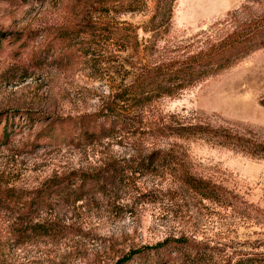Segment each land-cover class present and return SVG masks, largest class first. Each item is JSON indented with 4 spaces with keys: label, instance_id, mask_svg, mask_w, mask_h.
<instances>
[{
    "label": "rangeland",
    "instance_id": "374dc122",
    "mask_svg": "<svg viewBox=\"0 0 264 264\" xmlns=\"http://www.w3.org/2000/svg\"><path fill=\"white\" fill-rule=\"evenodd\" d=\"M145 1L146 9L126 11L110 0H0V113L36 116L0 145V188L28 191L71 170L104 167L117 174L105 191L60 200L35 216L33 222L52 221L54 230L29 234L24 243L8 239L2 246L7 227L21 218L16 204L0 209V264H114L179 236L223 249L209 264H224L240 243L264 242L262 217L240 204L200 201L178 185L175 164L139 165L149 152L166 150L191 173L264 212V158L187 133L207 126L264 142V44L144 107L133 133L79 147L31 145L45 116L96 110L140 66L184 57L264 17V0H176L168 23L144 31L153 7ZM127 26L137 29V48L118 37Z\"/></svg>",
    "mask_w": 264,
    "mask_h": 264
},
{
    "label": "trees",
    "instance_id": "16d2710c",
    "mask_svg": "<svg viewBox=\"0 0 264 264\" xmlns=\"http://www.w3.org/2000/svg\"><path fill=\"white\" fill-rule=\"evenodd\" d=\"M176 0H152V12L144 31H154L158 23H168ZM123 10H144L145 0H110ZM61 33V32H60ZM68 32L62 30V34ZM118 37L128 41L132 48L138 46L137 29L131 26L120 29ZM264 44V17L243 29L234 30L224 37L184 57L170 58L151 65L140 66L129 81L107 96L93 111L77 115L44 117L46 125L35 135L33 147L53 146L65 143L79 147L100 142L107 138L126 136L133 131L140 110L163 97H174L204 78L228 68L238 58L256 46ZM36 116L29 111L0 113L3 121L0 145L9 143L11 134L29 129ZM212 140L213 144L228 146L246 155L264 158V142L230 134L207 126L187 129ZM157 164H175L174 174L178 185L200 201L221 205L223 202L240 204L242 209L263 218L264 212L242 201L223 185L191 173L173 153L162 149L149 152L139 160L141 168H155ZM116 169L104 167L90 171L71 170L46 179L28 191L0 188V209L16 204L21 221L7 227L9 238L2 240L6 247L8 239L24 243L29 234H49L52 221L33 222L35 216L50 210L60 201L79 202L95 191L103 192L116 177ZM19 202L21 205H19ZM13 206V205H12ZM19 218V217H18ZM240 248L224 256V264H264V242L257 246L240 243ZM223 249L187 236L167 237L152 246H142L119 258L114 264H209L216 253Z\"/></svg>",
    "mask_w": 264,
    "mask_h": 264
}]
</instances>
